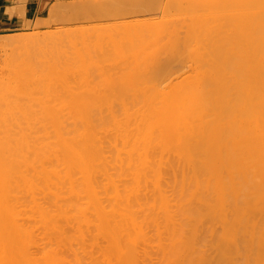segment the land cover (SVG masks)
I'll return each instance as SVG.
<instances>
[{
  "label": "bare ground",
  "instance_id": "6f19581e",
  "mask_svg": "<svg viewBox=\"0 0 264 264\" xmlns=\"http://www.w3.org/2000/svg\"><path fill=\"white\" fill-rule=\"evenodd\" d=\"M207 3L99 73L94 26L57 31L51 107L19 100L39 32H0V264H264V0Z\"/></svg>",
  "mask_w": 264,
  "mask_h": 264
},
{
  "label": "rangeland",
  "instance_id": "374dc122",
  "mask_svg": "<svg viewBox=\"0 0 264 264\" xmlns=\"http://www.w3.org/2000/svg\"><path fill=\"white\" fill-rule=\"evenodd\" d=\"M173 1H171V3H173ZM198 1L199 2H197L196 0H193L194 3H192L191 0H188V1L186 0L176 1L175 0L173 4L169 5L170 3H168V0H56L48 7L46 12L42 16L28 19L19 28L6 29V30L0 31L1 33H26V34L39 32V35L37 37H32L27 40V44L31 45L30 48L32 49L35 48L34 51L37 53L31 59L29 60L26 59L23 62L25 63V68L24 70L20 71L21 75H26L34 79V82H30L26 86L23 87L26 89L27 92L28 91L30 92L32 97L31 98L20 97L19 98L20 102H30L27 105H30V107L32 108L52 106V100H50L51 95L53 94L55 87H57L56 85L59 84L58 81L61 80L62 77L64 76L65 51H64L63 45L66 43V40H67L66 39L64 41L63 35L61 36V38L63 37L62 39H58L57 34H56L57 31L64 29V28H69L72 26L74 27L76 25L79 27H86V26L92 27L93 25L94 27L90 28L89 30L84 28L83 30L74 31L72 34L83 33L84 37L86 38V40H88V42L90 41V43L94 44V42L97 39L98 46L100 44L101 46H103L102 49H104V54L100 53L99 48L97 46V48L92 47L88 51L89 55L87 54V52H85L83 55V60L87 61L90 59L94 62L91 65L86 66V68L89 69V72L99 73V71L101 70L110 69V64L113 62L119 61V60L127 61V60H132L133 58H138L141 60L144 57L143 47H145L146 43L148 45L154 40H155L154 41L155 43H151V44L165 42L166 39H167L166 41H168V39L171 40L172 39L171 37H173V35L174 36L176 35V30L181 29V27L183 29V26H184L183 24L189 22V16L192 12L200 11L202 9L211 7V5L207 3L208 0L206 1L204 0L205 2H203V0L202 2H200L201 0H198ZM82 2L84 5L82 4ZM178 2L182 4L183 8L179 6L180 4ZM188 2L190 6L188 5ZM78 3H81L83 6H85L86 4V7H83L82 5L81 6L78 5ZM204 3L205 5H202ZM165 4H168L167 6H170V9ZM174 4L176 6H173ZM194 4L195 6L196 5L197 6L195 7ZM250 4L249 5L252 8L256 7L254 6V4L252 6V2H250ZM69 5L70 7L68 8ZM199 5L201 6V8ZM220 5H222V7ZM172 6L175 9H173ZM177 6L178 8H181V9H178V8L176 9ZM213 6L214 5L212 4V7ZM218 6L220 8H217ZM224 6H225L224 8L228 7V5H225V4ZM230 6L231 5H229L230 11L228 12L230 13V15L225 16V18L227 17L226 19H228L229 22L232 21L233 19H237L235 17L236 11H235V15H234V9L231 11V8H233L236 5L233 4V6L231 7ZM241 6L244 7V5L242 4ZM194 7L196 10L194 9ZM237 7L236 8L239 9L238 11H240L241 9L244 10V8L242 7L239 8L240 5ZM221 8H223V4H218L216 6V9L220 12L221 10L223 11L225 10ZM247 8L248 7L246 6V9ZM250 9L251 8L249 7V10ZM180 10L181 12H179ZM224 12L227 13V10H225ZM80 13L81 14L85 13V17L84 15L83 16L81 15L82 16L81 18V16H79ZM174 14L175 16H173ZM183 14L185 16H183ZM75 15L78 16L77 19L79 22L75 20L76 19L75 17H77ZM182 16L184 18H182ZM70 17H73L72 19L74 20H72ZM231 17L233 18L232 20H230ZM159 18L162 20L159 21ZM178 18L180 19V21ZM220 18L223 19V17H220ZM239 18L238 19L241 20L240 22H242L240 14H239ZM156 19L157 21H159V23L163 22V25L162 23H160V25L158 22L156 23ZM163 19L166 21H164ZM169 19H171V21L174 19L175 20L171 22ZM181 19L183 21H181ZM224 19L218 20V21L222 22L224 21ZM228 20H226L227 23H228ZM130 21L131 23H133V26L135 24V27H136L135 32H133L134 30L133 28L135 27H133L132 25H130L132 28L128 26V23H130ZM148 21L150 22L149 27H148L149 25ZM178 21L179 23H177ZM226 22L225 21L224 23L222 22L224 27L228 26ZM166 23H168L169 27L166 26L167 25ZM153 24H156L157 28L153 26ZM170 24H172V27ZM174 24L178 28L173 30L174 27L176 28ZM241 24H238L237 27H239ZM136 25H138V27ZM160 26L161 28H159ZM163 26L165 27V29H162ZM230 26L231 24L229 25V27ZM147 27L148 28L151 27L150 29H153L155 31L156 29L159 28V31L157 30L159 33L157 31H156L157 34L153 32V35H151V33H149V37H148V32L151 30L149 29L147 32V29H148ZM166 27H168V31H164L166 30ZM232 27L233 26H231V28ZM137 30L138 32L136 33ZM162 30H163V33H162ZM46 31L53 32V33L42 34ZM173 31L175 32V34ZM132 33H135V36L137 38L135 36H132L134 35ZM156 35L158 36L156 37ZM150 36H153L154 38ZM159 36L162 38H160ZM165 36L167 38H165ZM155 37L157 38V40ZM133 38H135V40H133ZM149 38L150 39L152 38L151 41L149 40ZM159 38L162 40H158ZM130 40H132L133 44H131V42L130 44L133 45V48L136 46L134 49L135 53L132 52L133 50L128 51L126 48L123 47ZM134 41H136L137 43ZM119 44L121 45L123 44V46L117 52V50L115 49V46L116 45L118 46ZM137 44L142 48H140ZM9 46L10 45L0 48V75H7L8 73V66H5V62H4V59H5L4 53ZM65 48L68 49L67 47ZM23 91L24 90H20V93H22Z\"/></svg>",
  "mask_w": 264,
  "mask_h": 264
},
{
  "label": "crops",
  "instance_id": "0c3cea01",
  "mask_svg": "<svg viewBox=\"0 0 264 264\" xmlns=\"http://www.w3.org/2000/svg\"><path fill=\"white\" fill-rule=\"evenodd\" d=\"M56 0H0V31L19 28L30 18L42 16Z\"/></svg>",
  "mask_w": 264,
  "mask_h": 264
}]
</instances>
